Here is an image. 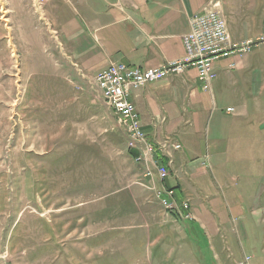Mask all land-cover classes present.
Returning <instances> with one entry per match:
<instances>
[{"label":"rangeland","instance_id":"374dc122","mask_svg":"<svg viewBox=\"0 0 264 264\" xmlns=\"http://www.w3.org/2000/svg\"><path fill=\"white\" fill-rule=\"evenodd\" d=\"M82 15L81 0H0V264H245L246 256L264 264V104L254 101L264 98V46L244 54L256 77L243 86L244 139L214 159L210 172L200 165L198 141L205 147L206 129L216 135L215 128L232 126L231 116L209 104L204 126L197 125L202 137L182 136L193 158L183 177L200 214L218 218L230 207L245 216L240 230L220 224L224 237L211 239L198 221L190 224L194 236L185 230L176 239L187 223L167 216L148 181L134 176L137 164L94 89L95 73L67 62L57 23H80ZM229 102L223 95L217 106Z\"/></svg>","mask_w":264,"mask_h":264},{"label":"crops","instance_id":"0c3cea01","mask_svg":"<svg viewBox=\"0 0 264 264\" xmlns=\"http://www.w3.org/2000/svg\"><path fill=\"white\" fill-rule=\"evenodd\" d=\"M214 1L81 0L83 9L81 22L63 18L60 24L57 23L59 27L57 32L70 48L66 59L71 64V70L75 71L73 66H77L94 74L110 63L118 61L140 69L154 68L184 55L182 35L189 30L190 16ZM234 1L223 0L221 3L219 1V8L233 41L254 37L260 30H264V19L260 20L258 17L260 13L258 0L242 5V8L236 7ZM237 30L241 33L236 34ZM252 60L244 55L214 60L212 67L216 76L208 92L198 88L194 69L147 83L131 91V100L135 104L147 139L155 145L164 141L180 144L178 150L168 145L161 152L169 170L164 185L174 189L175 198L178 201L191 199L193 209L194 219L191 221L180 219L163 209L174 221L187 223L182 225L183 229L175 231L176 239L186 235V231L194 236L196 230L190 224L198 221L201 223L199 228L201 230L205 228L206 237L221 239L224 235L220 233V224L229 225L230 231H228L237 234L240 230L241 222L239 221L245 219V216L241 214L234 215L230 207V213L227 210L222 211L223 214H219L218 218H213L209 213L205 214L206 219L203 218L200 214L201 204L192 196L193 187L189 186L183 177L187 170H192L193 158L183 143L182 136L189 135L191 142H194L197 136L202 137V132L197 131V125L204 126V111L209 104L213 106V109L215 108L214 110L211 108L213 111L219 110L223 116H231L229 125L232 124V126L225 129L215 128L213 132L216 135L211 133V129L208 130L209 135L210 133L213 135V140L207 138L206 129L205 147L201 139L197 140L200 143L198 147L201 152L200 158L198 157L200 165L208 168L210 172H212L213 164L215 165L214 159H220L232 143L244 139V135L241 134L244 132L243 128L248 127L246 121L248 108L245 104L247 95L244 93L243 86L256 79L248 71L249 61ZM231 62H235L236 65L229 67ZM263 94L262 90L260 96ZM223 95L231 96L234 102H229L222 107L217 106V101L221 100ZM254 101L258 108L264 104V98L255 97ZM227 107H233L234 111L226 113ZM140 168V165L138 168L135 165L134 176L141 173ZM143 179L146 180V178ZM184 186L189 193L187 195L183 193ZM221 194L224 195L223 191ZM156 195L159 199L163 196L159 193ZM156 202L163 208L162 202ZM214 206L218 207L217 204ZM176 249H185V247L181 244Z\"/></svg>","mask_w":264,"mask_h":264},{"label":"built area","instance_id":"2783aa9c","mask_svg":"<svg viewBox=\"0 0 264 264\" xmlns=\"http://www.w3.org/2000/svg\"><path fill=\"white\" fill-rule=\"evenodd\" d=\"M182 42L184 55L179 59L145 69L133 67L122 61L112 62L95 73L93 86L98 97L113 113L117 126L122 128L127 153L141 166V175L148 181V189L163 195L165 211L175 214L180 219L191 221L194 216L189 202L178 201L174 189L164 185L169 170L161 152L168 145L178 150L180 144L164 141L155 145L147 139L135 104L131 100V91L147 83L194 69L198 88L208 92L216 76L212 62L223 57H241L255 47L264 46V32L254 37L233 41L219 8V2H213L190 16L189 30L182 35ZM235 65V62H231L229 67ZM225 111L231 113L234 109L227 107ZM249 259L248 256L244 257L243 263L249 264Z\"/></svg>","mask_w":264,"mask_h":264},{"label":"bare ground","instance_id":"6f19581e","mask_svg":"<svg viewBox=\"0 0 264 264\" xmlns=\"http://www.w3.org/2000/svg\"><path fill=\"white\" fill-rule=\"evenodd\" d=\"M157 193V192H156ZM160 202H162V205L164 206V197L163 196H160Z\"/></svg>","mask_w":264,"mask_h":264}]
</instances>
